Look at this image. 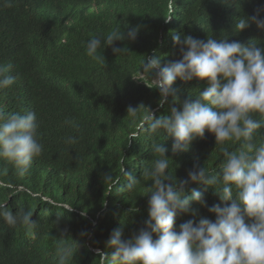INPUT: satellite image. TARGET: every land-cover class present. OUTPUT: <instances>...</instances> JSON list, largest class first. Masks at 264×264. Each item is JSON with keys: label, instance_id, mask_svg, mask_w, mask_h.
Listing matches in <instances>:
<instances>
[{"label": "trees", "instance_id": "1", "mask_svg": "<svg viewBox=\"0 0 264 264\" xmlns=\"http://www.w3.org/2000/svg\"><path fill=\"white\" fill-rule=\"evenodd\" d=\"M169 2L16 0L12 8L0 3V64L11 63V74L18 77L10 90L0 91V107L5 112L35 111L44 145L41 157L23 176L0 160V185L13 186L0 188V202H7L13 213L20 208L33 211L32 220L37 222L34 234H29L0 221V264H56L61 243L75 249L69 264H99L92 248L110 256L115 250L107 242L113 232L128 239L145 227L151 193L144 194L152 182L142 172L154 157L147 149L151 138L140 125L150 112L159 117L181 107L172 96L160 103L159 90L141 75L146 58L160 57L161 67L180 60V46L173 39L177 35L181 41L212 36L264 50V30L250 19L264 18V0H175L171 12ZM242 18L249 19V26L236 31ZM118 26L125 39L114 46L122 53L104 47L105 65L88 57L90 36L107 35ZM132 29L137 30L134 40L127 38ZM209 86L198 78H178L173 84L180 101L194 100L191 94ZM129 108L137 109L135 114ZM66 119L78 123L79 133L65 124ZM133 131L139 132L138 140L127 143ZM69 135L80 136L79 143L66 145ZM156 139L167 149L169 171L177 180L187 179L194 167H217L219 172L222 155L213 134L206 132L178 154L172 152L171 137ZM122 160L125 172L139 180L131 192L120 173ZM108 175L119 176L114 188L105 182ZM192 189L203 194L206 206L192 202L187 213L177 215V228L189 220L214 221L215 214L208 209L224 206L213 187L190 184L188 195ZM65 204L72 210L64 211Z\"/></svg>", "mask_w": 264, "mask_h": 264}, {"label": "clouds", "instance_id": "2", "mask_svg": "<svg viewBox=\"0 0 264 264\" xmlns=\"http://www.w3.org/2000/svg\"><path fill=\"white\" fill-rule=\"evenodd\" d=\"M0 3L12 8L16 0H0ZM174 5L175 0H170V12ZM250 19L258 29L264 30V18ZM248 26L249 19L242 18L235 29L242 31ZM254 32L261 36L260 31ZM136 34L137 30L132 29L127 38L134 40ZM124 39L120 26L107 35L90 36L86 54L105 65L101 50L112 46L113 53L121 54L114 42ZM173 39L180 46V60L161 67L160 57L153 56L145 59L140 70L141 75L151 80L153 88L159 90L161 104L169 96L174 103L181 104L180 108L172 107L169 115L154 117L149 111L150 115L140 125V130L151 138L147 149L150 148L154 157L142 172V177L152 182L144 194L151 193L145 227L128 239H123L119 231L113 232L107 242L115 250L110 256L92 249L97 250L99 264H264V133L260 132L264 128V50L255 44L217 40L212 36L206 40L188 36L181 41L177 35ZM12 68L11 63L0 64V91L10 90L15 84L18 77L11 74ZM178 78L207 80L210 86L191 94L196 97L194 100L180 101L173 88ZM136 110L129 108L128 112L135 114ZM65 124L79 133L75 120L66 119ZM206 132L215 136V148L222 155L219 172L217 167H194L187 179L177 180L169 171L167 149L156 137H171L172 152L178 154L189 150L193 141L203 139ZM138 136V131L131 132L127 143L138 140ZM80 139L69 135L64 143L74 146ZM43 152L37 113L5 112L0 107V160L10 163L23 176ZM120 163V173L127 180L126 189L131 192L139 180L125 172L123 160ZM118 180L119 176L105 177L110 188ZM190 184L213 187L224 206L217 204L208 209L215 214L214 221L189 220L177 228V215L187 213L192 202L206 206L200 191L192 189L191 195L187 194ZM63 207L64 211L72 210L70 204ZM32 216L31 210L20 208L13 213L7 202H0V221L9 228L19 226L34 234L37 222ZM74 252L71 245L61 243L56 248V264H69Z\"/></svg>", "mask_w": 264, "mask_h": 264}]
</instances>
